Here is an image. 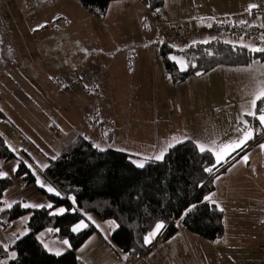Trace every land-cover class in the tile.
I'll return each mask as SVG.
<instances>
[{"label": "rangeland", "instance_id": "374dc122", "mask_svg": "<svg viewBox=\"0 0 264 264\" xmlns=\"http://www.w3.org/2000/svg\"><path fill=\"white\" fill-rule=\"evenodd\" d=\"M190 14L194 13L183 9L168 17L183 20L187 47L208 42L206 29L202 28L207 23L193 22L190 27ZM39 25L44 27L33 31ZM165 26L140 0L111 2L103 19H97L75 0H0V48L4 59L0 111L27 138L38 166L46 164V157L55 158L76 136L89 139L98 149L125 152L136 165L152 159L161 153L155 145L167 143L168 132L183 135L191 130L185 124L187 110L198 93L204 97L217 94L211 99H218V106L210 112L217 116L216 124L225 125L226 118L239 116L232 103L234 91L242 93L237 98L238 107L247 109L250 105L248 112L253 110L247 102L259 83L245 82L234 91L218 86L223 77L216 69L223 65L204 75L167 84L158 53V45L167 41L162 29L169 26ZM168 57L181 71L186 69L181 54L170 53ZM246 118L250 119L248 123L253 121L251 116ZM88 215L104 235L109 234L113 220ZM46 233L44 230L39 234L46 248L64 252L68 245L45 238ZM155 247L159 246L136 258V264H158ZM104 253L115 257L108 247ZM9 260L8 256H0V264H8Z\"/></svg>", "mask_w": 264, "mask_h": 264}, {"label": "trees", "instance_id": "16d2710c", "mask_svg": "<svg viewBox=\"0 0 264 264\" xmlns=\"http://www.w3.org/2000/svg\"><path fill=\"white\" fill-rule=\"evenodd\" d=\"M75 1L97 19H103L110 3L116 0ZM140 1L155 14L164 3V0ZM1 51L0 48V69L4 62ZM158 53L171 84L198 76L197 73L202 75L220 65L240 67L255 59H264V52H253L244 44L216 37L206 43L181 48L162 42L158 45ZM170 53L185 58V70L181 71L176 62L169 59ZM262 106L258 102L257 111ZM259 140L264 142V134ZM241 151L233 152L227 162ZM15 156L0 135V161ZM30 162L31 167L20 159L15 175L30 184L35 181V169L60 192V196L47 195L50 202L53 206L64 207L66 212L53 215L51 208L26 209L20 203L3 209V192L12 184V178H0V228H6L11 221L30 212L26 224L28 233L10 241L8 252L0 243V256L16 253V258L10 259L8 264H83L76 251L95 228L88 225L78 232L72 229L90 213L119 225L111 232L110 242L133 259L151 252L153 243L146 244L144 238L158 223L164 225L159 233L164 240L177 231V219L185 229L208 241L223 236V212L207 203L204 197L212 192L215 176L228 164L216 165L212 152H201L191 140L169 148L162 160H146L143 168L137 167L127 153L112 149L101 151L82 136H76L55 158H49L47 167L39 168ZM209 167H213L211 174L205 171ZM192 205L196 206L193 211L185 214ZM45 229H50L56 239L67 240L70 249L59 256L48 252L38 237Z\"/></svg>", "mask_w": 264, "mask_h": 264}, {"label": "crops", "instance_id": "0c3cea01", "mask_svg": "<svg viewBox=\"0 0 264 264\" xmlns=\"http://www.w3.org/2000/svg\"><path fill=\"white\" fill-rule=\"evenodd\" d=\"M250 5H256V7L249 10ZM258 7H263L264 9V0H164L163 6L156 16L158 17V22L162 25L170 27L175 24H180L183 27L184 22L180 17L169 18L168 15L181 12L183 9H190L194 13L187 16L190 27H192L193 22H206L207 24L202 26V28L206 29L208 34L206 37L210 41L215 38L213 35L210 36L211 29L227 17L245 23L255 21L258 24L260 18L253 15V11ZM191 31L196 30L191 29ZM231 41L237 44H244L251 49L254 48L252 42L243 37H236ZM185 46H187L186 41ZM216 70H220L219 72L223 77V81L217 83V85L226 86L233 91L245 82H252L250 85H253V82L254 84L259 83V87H253L251 101L264 88V59H255L250 64L240 67L223 65ZM165 78L167 84L173 85L169 83L166 74ZM234 93L236 97H232V103L235 112L236 108H238L239 112L237 114L239 116L232 117L231 119L226 118L225 125L216 124L218 122L217 116L210 115V112L218 106L219 100L211 99V97H216L217 94H208L206 95L207 98L202 96V93H198V98L191 103L190 108L187 110L188 116L185 124L191 130L185 131L183 135L168 132L167 143H159L155 145V149L166 153L171 148L169 145L174 146L184 140H191L197 147L198 145H203L205 148L217 151L220 150V145L238 141L242 137L240 130L246 128L241 122L249 120L246 118L248 116L243 114L248 112L250 105L246 109V107L242 106L244 103L239 100L242 107H238L239 103L237 98H240L242 93L239 91H234ZM251 101L249 100L247 103ZM212 125H214V128H212ZM257 125L258 127H256ZM209 126L210 130L208 129ZM247 127L252 128L253 138L247 141L242 151L230 160V162H222L224 163L222 166L228 165L223 172L215 176L214 189L204 197V200L210 205L215 206L219 210L223 209V236L216 241H208L185 229L181 225V221L177 219L176 224L178 229L175 234L165 239L159 247H155V259L158 260V264H164L163 262L166 264H228L230 262L229 260L235 261L238 264L243 262L247 264H264V229L262 228V221L264 219V149L260 147L264 142L259 140L264 134V126L260 124L258 119L253 118V121L248 123ZM0 135L16 155L13 158L0 161V171L6 172L8 174L7 176L12 178V184L3 192L2 208H8V204L14 205L15 203H20L22 207L24 203L51 204V213L56 212L60 208H64L62 206H53L50 202L47 195L55 194L48 193L47 187H53L56 191L58 190L35 169H33L35 181L30 184H26L22 177L15 175L16 170L13 171V169H17L20 159L28 166L31 165L30 161L35 164L36 162L29 150L27 138L22 136L7 122L6 117L1 111ZM257 135L259 136L256 137ZM244 156L248 157L247 162L242 159ZM46 158V164L43 166L36 165L39 168H44L50 157ZM214 158L216 162V157L214 156ZM37 177L45 184L44 188H41L37 184ZM206 197L209 199H205ZM29 217L30 212L11 221L10 225L6 228H0L1 245L8 246L10 241H15L25 236L28 233L26 224ZM89 217L90 215L85 214L83 221L87 225H92L95 228V232L77 249L76 254L79 260L83 264H93L91 261H94L96 264H122V259L127 255L121 253V251L110 243L111 232L114 230L113 227H110L109 234H105V236L99 228L90 222ZM45 230L48 232L45 234V238L52 237L55 239L50 229ZM41 232L38 233V237ZM159 233L155 236V239ZM94 236L96 237V241L87 247L88 242ZM40 241L42 242V240ZM103 242L106 243L104 244ZM105 246L115 253L114 258L112 257L113 255H109V257L105 255ZM69 249L70 247L68 245L64 251ZM46 250L53 254L56 253L50 251L48 248ZM137 262L138 259L132 258V264H136ZM140 264H143V261Z\"/></svg>", "mask_w": 264, "mask_h": 264}, {"label": "snow or ice", "instance_id": "6c2138e0", "mask_svg": "<svg viewBox=\"0 0 264 264\" xmlns=\"http://www.w3.org/2000/svg\"><path fill=\"white\" fill-rule=\"evenodd\" d=\"M256 5H250L249 6V10H251L252 8H255ZM44 27V25H39L37 29H33V31H37L39 28ZM207 41H205L206 43ZM253 52H264V48H252L251 49ZM183 70V69H182ZM199 75V73H197ZM258 102L261 105H264V88H262L252 99L251 101V105H252V111L246 112L243 115H247V116H251L255 119H258L260 124L262 126H264V106L260 107L259 110L257 111V104ZM243 123L245 124L246 128L245 129H241V133H242V137L238 140V141H232L228 144H223L220 145V150L214 151L213 149H209V148H205V146L203 145H198V148L201 152H205V151H210L212 152V154L216 157V165L221 164L222 162H227V158L231 156V154L233 152H236L238 149L242 150L243 146L246 145L248 140H251L253 138V130L250 127H247L248 125V121L244 120ZM98 147V146H97ZM169 147H172V145H169ZM260 147L262 149H264V144H261ZM101 151H103V149H100ZM164 152H161L158 156L152 158L155 160H162L164 157ZM245 162H247L248 157L244 156L242 158ZM137 163V167L143 168L144 162H135ZM29 167H31V165H29ZM47 167V166H45ZM16 169H13V171H15ZM206 172L208 173H212L213 172V167H209L205 169ZM8 174L6 172L0 171V178H4L6 177ZM37 184L41 187L44 188L45 184L39 179V177H37ZM47 192L48 193H54L56 196H60V192L56 191L53 187H47ZM205 199H209V198H205ZM73 203H75V198H72ZM214 203V201H213ZM8 208H11L12 205L8 204L7 205ZM24 208H52L51 204H40V203H35V204H29V203H24L23 204ZM195 205H192L191 207H189L186 211L185 214L190 213L193 211V209L195 208ZM66 210L64 208H60L58 209L56 212H53L51 214L56 215V214H63ZM221 211H223V209H221ZM89 219H91V217H89ZM88 225L85 224L83 221H81L80 223H78L72 230L74 232H78L80 231L82 228H86ZM111 226L113 227V229L118 228L119 225L116 224L114 221L111 222ZM164 227L163 224L158 223L155 226V230L152 231L149 235L145 236L144 238V242L146 244L151 243L152 239L160 232V230ZM23 234V233H22ZM63 243L65 245H69V242L67 240H64ZM47 247V246H45ZM70 247V245H69ZM4 251L8 252V248L7 246H4ZM57 256L61 255V252L57 251L55 253ZM16 258V253L13 251L11 253H9L8 255V259H15Z\"/></svg>", "mask_w": 264, "mask_h": 264}, {"label": "built area", "instance_id": "2783aa9c", "mask_svg": "<svg viewBox=\"0 0 264 264\" xmlns=\"http://www.w3.org/2000/svg\"><path fill=\"white\" fill-rule=\"evenodd\" d=\"M253 15L260 18V22L256 24L255 21L248 23L227 17L225 20L219 22L211 29V35L216 38L233 40L236 37H243L252 42L254 48H264V9L258 7L253 11ZM162 32L167 35V42L172 46L181 48L185 45L186 32L180 24L170 26L162 29ZM262 228L264 229V219L262 221ZM164 239L159 235L153 246H160ZM122 264H132V258L126 256L122 259Z\"/></svg>", "mask_w": 264, "mask_h": 264}]
</instances>
